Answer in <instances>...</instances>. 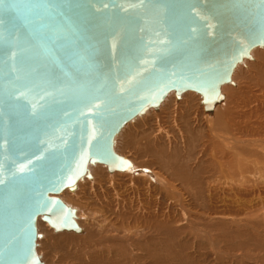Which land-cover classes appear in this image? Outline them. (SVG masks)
I'll return each instance as SVG.
<instances>
[{
  "label": "water",
  "instance_id": "95a60500",
  "mask_svg": "<svg viewBox=\"0 0 264 264\" xmlns=\"http://www.w3.org/2000/svg\"><path fill=\"white\" fill-rule=\"evenodd\" d=\"M256 48L264 0H0V264H44L38 218L81 231L58 196L132 171L121 130L171 91L212 111Z\"/></svg>",
  "mask_w": 264,
  "mask_h": 264
},
{
  "label": "rangeland",
  "instance_id": "374dc122",
  "mask_svg": "<svg viewBox=\"0 0 264 264\" xmlns=\"http://www.w3.org/2000/svg\"><path fill=\"white\" fill-rule=\"evenodd\" d=\"M259 51L263 52L255 54L256 51H254L253 55H251V59H249L247 68L243 71L239 70L237 72L234 81L235 86H237L234 89L236 91H232L235 97L231 96L232 98H226L227 109L225 118L229 119L231 122L238 121L239 125L241 124L238 134H235V132H232L231 130H228L229 132H227V134L239 140L264 137V127L261 126L264 124V55L261 56L264 54V48L259 49ZM232 93L228 92V95H232ZM188 95H190V97L182 96L181 98H176L172 103L167 102L166 105L169 106L165 107L169 109H161L158 111L157 116L161 119L160 124L163 129V133H161V137L158 136V139H156L155 142L157 149L164 150L169 154L176 153L173 160L180 165L185 164L189 170L193 171V177L198 179L200 175L197 183H190V185L186 187L187 189L184 190L185 187L181 186L179 180L173 179L172 176H169L171 173H169V170L164 169V163L159 160L156 152L148 151V153L139 151L144 147V145H146L145 142L152 139V137L156 134V114L154 115L156 111L152 110V113L149 112L146 114V117L141 120V122L139 121L140 129L136 128V131L140 134L137 136L138 138L135 140V144H130L131 147L122 149L121 154L131 160L135 165H144V170L151 173H158L160 177L165 179V183L162 185L155 184L156 186H154V183L149 185V183L143 181L147 180L146 178H138V182H130L125 176H116L111 178L113 180L110 179V183L107 184L106 182L108 179L107 177H104L98 184L96 183L94 185L93 192L91 194L88 193L86 186V191L80 190L78 205H81V207L84 208L87 215L90 214L94 218L95 225L92 227L94 228L93 230L95 231V229H101L105 237L106 235H113L115 237L124 235V237H130L137 234V237L141 239L142 236L144 237L145 234H148L146 232V227L151 226V221L153 219L160 220L162 218V214L163 219L165 217L168 219V215L170 219L178 218L177 216H180L183 210L185 213L187 212L188 215L185 213L183 214H185V216H190L191 220L199 219L201 224L206 222L210 225V228L216 227L217 230L212 231L210 234L211 238L218 240L216 249L222 254H220V258H202L203 252L207 253L213 250L209 249L210 246H208L211 241L204 239L205 241L203 245L199 247L196 246L194 249L188 251V253L195 256V260L184 263L179 259L174 258L170 264H264V153H259L257 151V155H254V152L249 153L247 151V155H245L248 158L247 160L254 161V169L247 167L249 168V174L246 175V172H244L245 177L242 179L237 176H233L231 190L228 191L229 187L224 185L225 182H230V178L226 179L225 176V174L229 172L227 167L223 166L222 171H220V168H217L214 171L215 175L213 177L209 175L210 173L206 172V169L209 167L206 159H209V156H207V146L204 147L202 144L205 140L202 137L204 124L201 122L204 116L202 113L203 108L201 107L200 98L197 94ZM175 97V94H173L171 99ZM167 116H170L171 118L167 119ZM172 119L174 121V125L172 123ZM183 121L188 122V133L182 127ZM178 137H181V140H179ZM188 141H191L192 145L195 146L193 154L190 151V158L192 161L189 164L186 162ZM184 143H186V146ZM199 143L202 144L204 149H200ZM202 151L206 152L202 153ZM217 156L218 160L222 159L220 155ZM202 158L204 159V163L200 162ZM247 162L248 161L241 162L238 166L243 167V165L247 164ZM206 164L207 168H205ZM234 164L237 165V163ZM256 166L257 168H255ZM195 171H197L199 175L196 176ZM214 177L222 178L220 184L221 186H218L216 191L214 190L210 194L205 191H201V194H198L197 192L199 190H197V187L195 186H197L199 182L200 186L202 185L207 187V184L211 186ZM219 187H224V191L220 190ZM170 190H179L178 192L183 194L187 193L184 195V199L186 200V203H184L186 209L182 206V204L178 206V199L180 200L181 197L177 196L179 197L177 199L175 197L176 195H171ZM67 196L68 193L64 195V197ZM172 196H174L177 201ZM174 201L176 202L174 203ZM110 202H112L111 205H115L116 203L117 206H119V209H123H118L121 213L123 212L121 216H119L117 212L116 214H113L114 212L112 213L110 212L111 210L109 211L107 209L108 207L105 204ZM171 204L173 207L170 206ZM75 205L77 204L75 203ZM176 206H178V208ZM181 207L184 209L181 210ZM156 208L157 211L159 209L158 212L165 209L166 211H164L166 213L168 211V214L166 215L164 211H162L161 214L157 213ZM140 209H143L142 212H140ZM138 212L139 214L141 213L140 216ZM146 212L151 214L152 217L150 216L149 218V214H146ZM121 217L123 219H121ZM147 219L150 221L148 220V222ZM38 222H40L38 231L41 234L42 231H46L43 227V224L45 223H43L41 219H39ZM127 223L132 225L130 226ZM144 224L147 225L144 227V229L146 228L145 230L143 229ZM177 225L178 224H173V227H178ZM86 226L89 229L91 228L88 225ZM212 228L210 230H213ZM50 230L52 229L50 228ZM125 231L128 232L129 235L128 233L126 235ZM104 232L107 234L105 235ZM214 234H216V236H214ZM53 235H57V233H54ZM71 236L75 235L72 233ZM73 239L74 240L71 244L63 245L61 243H56L54 239H50V237L45 234L38 244V250L41 252V255L43 254L45 257V264H87V260L89 259H87L88 255L85 247L87 245H92L93 241L85 239L84 236ZM126 247L128 248L127 244ZM91 251H93V249L89 250V256ZM141 251L142 250H137L140 256L144 253L143 251L141 253ZM194 251L195 253L193 254ZM223 251L226 252V254L233 253L234 256L237 255V257L239 256L240 258H225L226 254L223 253ZM109 255H111V253L108 254V256ZM104 256L107 257V254L105 253ZM147 262L148 260L145 261V259H142L138 262V264H147Z\"/></svg>",
  "mask_w": 264,
  "mask_h": 264
},
{
  "label": "bare ground",
  "instance_id": "6f19581e",
  "mask_svg": "<svg viewBox=\"0 0 264 264\" xmlns=\"http://www.w3.org/2000/svg\"><path fill=\"white\" fill-rule=\"evenodd\" d=\"M259 49H262V48H256V49L252 50L251 55H253L254 51H256L255 54H259L260 52H263V51H259ZM263 55L264 54H262L261 56H263ZM248 64H249V59H245L243 65H238L235 68V70L232 74V77H231L232 84H225L221 87L220 91H221V94L223 96V99L214 105L212 111H207L204 109V106L201 103V96L195 92L187 91V92L182 93L179 97V98H181L182 96L190 97V95H188V94H192V95L197 94L199 96L201 107L203 108L202 113L204 115L201 122H202V124H204L202 137L205 140L202 144L204 145V147L207 146V153H208L207 156H209V159L207 158L206 162L209 164L208 168L210 170L207 168V164H206L205 168H207L206 169L207 171L206 170L205 171L210 173L209 175L213 177L215 175L214 171L217 168H220V171H222L223 166L227 167L229 169L230 174L228 172L225 174V176H226V179L230 178V182L229 183L225 182L224 185L226 187L227 186L229 187V189L227 188L228 191L231 190V185H232L231 183L233 182V178H232L233 176H237V177L242 179L245 177L244 172H246V175H247V174H249V168L254 169V164H253L254 161L253 160H247L248 159L246 156L247 151L249 153L254 152L255 153L254 155H257L258 152L264 153V137L263 138H261V137L249 138L247 140H239V139L234 138L231 135L227 134V132H229L230 130L232 132H235V134H238L239 130H240L241 124L239 125L238 121H236V122L232 121L231 122L229 119L225 118L226 109H227L226 98L227 97H229V98L235 97L234 93H232V91H236L234 89L237 86H235L234 81H235L237 72L239 70H242V71L245 70L247 68ZM228 92L232 93V95L231 94L228 95ZM173 94H175L174 91L169 92L166 95V97L163 99V101L159 104V106L156 110L153 108H150L143 115L138 116L134 120L129 122L121 130V132L116 136L114 150L117 154L124 157L121 154V150L124 148H129V147H131V145H134L135 140L138 138L137 136L140 134L136 131L137 130L136 128L140 129L139 121L141 122V120L143 118H145L146 114H148L149 112L152 113V110L156 111V113H154V115L156 114L155 115V120H156V125H157V127L155 126L157 128L156 134L152 137V139L147 140V142H145L146 145H144V147L141 148L139 151L140 152H148V151L149 152H156L159 160H161L164 163V165H163L164 169L169 170V173H171V175H169V176H172L173 179L179 180L181 186H184L185 187L184 190H186L187 189L186 187H188L190 185V183H193V182L197 183V180L200 178L199 173L197 171H195V175L196 176L199 175L198 179L196 177H193V171L189 170V168H187L185 166V164L180 165L179 163H177L176 161L173 160V158H175L176 153L169 154V153L165 152L164 150L157 149V145L155 142L156 139H158V136L161 137V133H163V129H162L161 124H160L161 119L158 118L157 113L161 109H164V110L169 109L165 106H169V105H166L167 102L168 103L174 102L176 97L171 99V96ZM168 118H171V117L167 116V119ZM172 123L174 125L173 119H172ZM134 124H136V125H134ZM182 124H183L182 127L184 128V130L187 131V133H188V131H189L188 122L183 121ZM261 126L264 127V124H262ZM198 132H200V131H198ZM166 134H167V132H166ZM178 138H179V140H181V137H178ZM187 143H188V145H187L188 149L186 152V162L189 164L192 161V159L190 158V151L193 154V150H194L195 146L192 145L191 141H188ZM184 144L186 146V143H184ZM202 144L199 143V147L201 150H202V148L204 149V147H202ZM205 152L202 151V153H205ZM199 153H201V152H199ZM217 155H220V157L222 159L218 160ZM124 158H126V157H124ZM129 161L132 164V171H130L129 173H126V172L125 173H122V172L109 173L106 169V166H104L102 164L91 165L88 167L89 172L91 174V179L84 177L83 179H81L77 182L75 190H73V191L65 190L58 196L68 206L75 209V216H76L75 221H76L78 227L81 229V231L79 233H76L73 231H66V230L61 231V232H55L51 227H49L45 222L42 221L43 223H45V224H43V223L42 224H43V227L45 228L46 231L45 232L42 231L41 232V238L37 240L36 252H37L38 256L40 257V260L44 264H45V257L43 256V254L41 255V252L38 250V244H39V241L44 237L45 234L48 237H50V239H54L56 241V243H61L63 245L71 244L72 241L74 240L73 238H79L81 236H84L85 239H90L91 241H93L92 245H87L85 247L87 255H88L87 259H89V260H87L88 261L87 264H138V262H140L142 259L143 260L145 259V261L148 260L147 264H170L171 261L174 260V258L179 259L181 262H184V263L185 262H192L193 260H195L194 259L195 256L188 253V251L194 249L196 246L199 247V246L203 245L204 241L207 239L211 241V243H209V245H208L211 247V248L209 247V249H213V250L209 251V249H208V251L210 253L209 252H207V253L203 252L202 258L203 259H210L213 257L220 258V256L222 254H221V252H219L216 249V245H217L218 240L211 238V234H210V233H212V231L217 230L216 227L215 228L211 227L213 230H210L211 228L209 227L210 225L208 223L204 222L201 224L199 219L191 220L190 216H185V214H187V212L185 213V211L183 210L185 208L184 203H186L185 202L186 200L184 199L185 198L184 195H186L187 193H184V194L179 193L178 192L179 190L178 191H171L170 190V191H171V195L172 194L176 195L175 197L177 199L179 198L177 196L181 197L180 200L178 199V204H179L178 206H180V204H182V206L184 208L182 209V207H181V210H183L184 212L180 211L182 214L180 216L178 215L177 216L178 218H171L170 219V217L168 215V217H167L168 219H166V217L163 219V214H162V218L160 220L153 219L154 221L152 220L151 221L152 223L150 222L152 227L151 226L146 227L147 228L146 232L148 234L147 235L145 234L144 237L142 236L141 239L137 237L138 236L137 234H135V236H130V237H124V235L119 236V237H115L113 235H111V236L106 235L107 233L104 232V234L106 235V237H105L103 235V231L101 229H99V230L95 229V231L93 230L94 228H92V227H93V225H95L94 218L90 214L87 215V213H85V211H84V208H82L81 205H78L80 190L86 191V189H87L88 193L91 194L93 192L94 185L96 183L98 184L99 181L102 180L104 177H107L108 180L106 183L109 184L110 179L114 178L116 176H125L129 179L130 182L131 181L132 182H134V181L138 182V180H139L138 178H144V179L146 178L147 180H143V181H145L146 183H149V185H152V183H154V186H156L155 184L162 185L165 183V181H164L165 179L160 177L158 173L148 172V171L143 169L144 165L138 166V165H135L131 160H129ZM244 161H248L247 164H244L243 167L238 166L239 164H241V162H244ZM200 162L204 163V159L202 158ZM249 162H251L252 165ZM234 163H237V165ZM247 167H249V168H247ZM197 168H199V167H197ZM255 168H257V166ZM141 174L145 177H143ZM221 175H222V173H221ZM222 177H223V175H222ZM111 180H113V179H111ZM221 180H222L221 177H214V180L212 181V185L210 186L209 184H207V187H204L202 185L200 186V182L198 181L199 184L197 186H195V187H197V190H199L197 193L201 194V191H205L206 193L210 194V193H212V191H214V190L216 191L217 187L221 186L220 185ZM111 183H112V181H111ZM194 185H196V184H194ZM194 185H193V187H194ZM85 186H86V189H85ZM219 189L224 191L225 188L219 187ZM66 193H68V196L64 197V195ZM80 194H82V193H80ZM93 195H94V193H93ZM202 195H203V192H202ZM172 197H174V196H172ZM176 198H175V200H176ZM169 199H170V197H169ZM176 201H174V203ZM75 203L77 205H75ZM111 203L112 202L105 204L108 207L107 209L109 211L111 210L110 212H112V213L114 212L113 214H116V212H117V214L119 216H121V214L123 212L121 213V211H119V210H121L122 208L121 209L118 208L119 206H117V204H116L117 202L115 203V205H111ZM176 204H173V205H176ZM120 206H122V205H120ZM170 206H172V204ZM178 206H176V207L178 208ZM170 209H171V207H170ZM179 209H180V207H179ZM142 210L140 209V212H142ZM164 210H162V211H164ZM168 210H169V208H168ZM153 211H155V210H153ZM156 211H157V208H156ZM158 211H159V209H158ZM158 211H157V213H160V214L162 213V211L161 212H158ZM147 213L148 212H146V214ZM183 213H185V214H183ZM138 214H139V212H138ZM140 214H139V216H140ZM167 214H168V211H167L166 215ZM166 215H164V216H166ZM202 215H203V213H202ZM132 216H133V214H132ZM148 216H149V218H150V216L152 217L151 214H149ZM39 219L40 218H38V220H37V232L38 233H39L38 228L40 226V222H38ZM121 219H123V218L121 217ZM141 219H143V218H141ZM148 220L149 219H147V221ZM131 222H133V221H131ZM148 222H147V225H148ZM173 224H178L177 225L178 227H173ZM86 225H88L91 228L90 229L87 228ZM128 225H130V224H128ZM147 225L144 224L143 229ZM211 226H213V225H211ZM50 228L52 230H50ZM132 228H133V226H132ZM127 230H129V229H127ZM132 231H134V230H132ZM54 233H57V235H53ZM72 233L75 236H71ZM127 233L128 232H126L125 234L127 235ZM131 234H133V233H131ZM128 235H129V233H128ZM214 236H216V234H214ZM126 244L128 245L129 249L126 247ZM261 248H262V246H261ZM90 249H93V251L90 252V256H89V250ZM137 250H142L144 252L143 255L140 256L138 254ZM38 251H39V253H38ZM142 251H141V253H142ZM105 253L107 254V257L104 256ZM110 253H111V255L108 256V254H110ZM194 253H195V251L193 252V254ZM223 253L226 254V252H224V251H223ZM235 257H237V255L234 256L233 253L226 254V256H225V258H231V259L235 258ZM237 258L239 259L240 257L238 256Z\"/></svg>",
  "mask_w": 264,
  "mask_h": 264
}]
</instances>
